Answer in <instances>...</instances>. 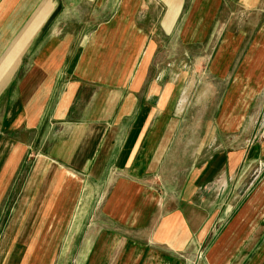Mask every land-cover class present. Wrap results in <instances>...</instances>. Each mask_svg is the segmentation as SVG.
I'll list each match as a JSON object with an SVG mask.
<instances>
[{
	"label": "crops",
	"instance_id": "obj_1",
	"mask_svg": "<svg viewBox=\"0 0 264 264\" xmlns=\"http://www.w3.org/2000/svg\"><path fill=\"white\" fill-rule=\"evenodd\" d=\"M214 1L185 11L184 0H0V81L26 54L0 119V203L31 160L26 178H57L46 183L51 232L41 241L60 242L81 201L75 177L115 176L77 264H186L201 246L208 264H264V179L237 184L243 163L264 155V137L246 147L239 133L245 96L264 93V19L252 22L264 0H238L256 13L237 69L245 41L232 32L211 59L198 58L226 83L219 139L194 147L179 133L190 127L176 119L177 79L154 69L161 33L185 46L206 39ZM177 154L190 162L180 186L162 180L177 175L168 165ZM58 250L37 246L19 264H49Z\"/></svg>",
	"mask_w": 264,
	"mask_h": 264
},
{
	"label": "rangeland",
	"instance_id": "obj_2",
	"mask_svg": "<svg viewBox=\"0 0 264 264\" xmlns=\"http://www.w3.org/2000/svg\"><path fill=\"white\" fill-rule=\"evenodd\" d=\"M184 1V10L186 11L192 5L193 0ZM215 3V8L220 7V10L217 16L211 19L209 30L203 36L206 39L201 43L185 46L179 41L178 33L173 34L170 38L161 33L157 51V66H154V69L157 68V74L163 73L167 77L177 79L175 85L177 86L178 97H175V103L177 102L178 105L181 104L180 102L185 101V103L182 107L181 105L178 106L179 111L176 119L187 122L190 127L186 129V125H184L185 128L179 129V133L184 137L193 138L194 147H197V143L206 138L208 134L214 135L210 137L218 136L219 139L220 131L217 124L221 118L218 110L227 88L226 83L216 80L209 74L207 63H198V58L209 56L211 59L216 53L219 43L229 32H232L237 36V39L245 41L242 43V50L237 56L234 66L237 69L239 62L247 56L251 40L250 34L255 31L251 29L250 14L256 12H252L245 4L242 5L238 0L232 2L219 0L218 3L214 1L212 5ZM253 18L254 21L252 22L264 19L260 13L257 16L253 15ZM39 25H41L40 21ZM207 37H209L210 44L208 45L210 46L206 48V45L202 43L207 41ZM25 57L24 52L17 60V67L14 65L12 73L0 81V119L3 116L4 108L8 106L9 88L17 79L13 75L18 74L17 77H19L24 72ZM184 95L186 96L184 97ZM244 102L242 105V128L239 133L243 134V144L247 147L248 140L249 142L258 141L264 137V93L260 97L245 96ZM176 156L168 165L171 167L170 172L172 171V174L175 172L177 175L166 176L162 180L169 182L177 178V183L180 186L185 181V172L190 162H186L183 155L177 154ZM31 167H33V163L30 160L20 171L17 179H14L15 182L13 181L6 189L0 203V264H19V260L25 252L37 246L46 247L47 243L48 245L55 244L56 252L59 249L57 257L50 258L49 264H77L78 254L85 239L94 231L95 226H98L100 222L102 223L98 211L106 190L115 176L75 177L83 189L81 201L74 212V218L71 224L66 226L65 240L48 242L41 241L43 232H48V230L51 232V226L46 224V210L42 206L52 196V193L47 191L51 185H46V183L50 181L51 184L57 178H41V176L26 178V173ZM263 179L264 155L257 162L243 163L242 177L237 184H240L243 190H248L251 186L254 185L255 187L257 183L262 182ZM161 185L165 184L162 183ZM84 203L91 205V207L83 209ZM189 258H187L186 264H208L205 246L199 247L194 257L190 260ZM35 262L36 258L34 264H41V260Z\"/></svg>",
	"mask_w": 264,
	"mask_h": 264
},
{
	"label": "built area",
	"instance_id": "obj_3",
	"mask_svg": "<svg viewBox=\"0 0 264 264\" xmlns=\"http://www.w3.org/2000/svg\"><path fill=\"white\" fill-rule=\"evenodd\" d=\"M201 258V257H200Z\"/></svg>",
	"mask_w": 264,
	"mask_h": 264
}]
</instances>
